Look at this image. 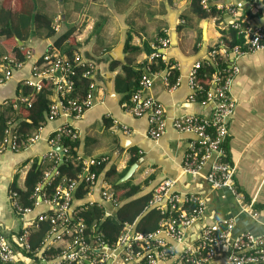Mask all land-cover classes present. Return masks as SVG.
I'll list each match as a JSON object with an SVG mask.
<instances>
[{"label":"crops","instance_id":"1","mask_svg":"<svg viewBox=\"0 0 264 264\" xmlns=\"http://www.w3.org/2000/svg\"><path fill=\"white\" fill-rule=\"evenodd\" d=\"M236 4L242 5L240 20L247 32L264 29V0L255 7L247 0H210L209 6L218 12V16L207 20L192 12V0H0V8L12 13L14 25L22 15L39 14L51 22L50 28L55 32L54 37L48 38L47 28L33 31L24 42L0 36L2 60L15 43L38 59L48 48H56L54 43L58 37L73 29L59 52L79 53L94 67L92 81L97 89L93 108L79 119H59L47 124L43 136L46 138L69 122L79 133L78 154L87 160L108 157V164L117 172L115 181L118 175L123 177L127 173L131 159L138 154L144 162L133 177L139 173L134 185L142 187L141 194L149 193L165 180L173 181L172 191L199 194L205 201L206 211L187 232L186 241L198 242L203 226L232 221L231 240L228 239L219 250L224 257L232 250L235 237L245 233L264 237V51L247 54L234 62L240 73L232 88L237 106L229 127L231 136L227 147L230 161L235 166L234 183L245 197L244 203L226 189L211 188L205 178L209 165L196 179L184 173L183 159L194 136L175 131L172 119L192 114L211 116L212 105L189 101L187 75L197 61L207 58L214 47L223 43L225 35L222 32H228L233 19L220 8ZM163 32L171 40L167 59L180 65L183 79L177 90L169 91L162 81L164 72L156 78L152 89L144 93L162 104L168 119L165 134L153 141L147 137L148 120L127 113L125 104L136 92L137 78L151 62L153 46ZM124 43L119 60L116 53ZM127 44L131 50H126ZM33 62L27 61L13 72L11 79L0 83V127L6 120L22 121L20 131H28L30 135L35 129L23 127V124L29 125L30 116L23 113L26 111H14L3 102L24 95L25 81L33 80ZM1 65L0 78L4 74ZM125 66L130 69V74L125 71ZM48 150L45 140L19 152L3 148L0 142V224L3 223L13 235L20 230L21 224L11 210L8 190L15 180L19 189L25 190L27 174L35 163L45 171L47 165L41 161ZM92 199H98L96 191ZM109 211L115 214L114 210ZM215 264H225V261L219 260Z\"/></svg>","mask_w":264,"mask_h":264},{"label":"built area","instance_id":"2","mask_svg":"<svg viewBox=\"0 0 264 264\" xmlns=\"http://www.w3.org/2000/svg\"><path fill=\"white\" fill-rule=\"evenodd\" d=\"M209 1L201 0V5L207 11L211 9ZM260 2L261 0H247L251 7ZM220 10L233 19L230 29L245 38L244 49L239 46L230 48L221 43L222 53L230 60L228 66L219 69L220 58L214 50L210 51L207 58L193 65L187 75L190 89L188 99L191 103L212 105L213 111L209 118L194 114L173 118L172 126L179 133L194 136L183 159L184 173L196 179L209 165L205 178L211 188L226 189L240 203H244L245 197L234 183L235 166L230 162L226 148L231 136L230 123L237 106L232 88L240 69L234 62L247 54L264 51V29L257 28L247 32L243 28L240 20L241 4L222 6ZM170 45V37L157 38L151 61L161 60L167 68L160 73H151L147 67L138 90L131 96L129 103L125 104L127 113L135 118L148 120L147 137L153 141H158L165 134L168 119L162 104L144 93L152 89L156 78L164 72L162 81L169 91L177 90L183 79L180 65L167 59ZM26 59V62H34L31 70L33 80L25 81V86L33 88L35 94H47L50 103L46 118L31 135L20 131L19 122L10 120L2 146L12 152H19L22 148L27 149L45 140L49 150L43 155L41 163L51 165V168L46 170L43 180L37 184L29 198L33 201L32 207H24L19 193L9 188L10 207L23 223L12 239L7 237L0 226V264H215L219 260H224L225 264H264V237L241 234L232 241V250L227 256L224 257L219 251L228 239L231 240L234 230L232 221L203 226L198 242L191 244L186 241L187 232L201 220L206 205L199 194L172 191L174 183L171 180L160 182L153 190L150 209L160 210L165 216L160 230L147 234L137 232L135 225L125 226L118 242L109 244L96 224L87 226L79 215L85 208L95 204L103 207L109 205L114 211L123 204L106 179L101 185L100 201L92 199L101 175L97 176L92 168L106 167L109 163L106 156L90 160L77 156L74 159L83 164V173L74 180L64 179L51 194H47L45 190L60 175L61 155L58 149L61 148L64 161L73 158L70 146L62 144L63 140L77 141L79 133L69 122L52 131L46 138L42 132L51 122L59 119H79L93 108L97 89L92 81L94 67L89 61H84L79 53L69 56L54 47L48 48L38 59L28 52ZM25 63L5 57L1 65L4 74L0 83L11 79L13 72ZM204 64L217 68L208 88L200 83L198 75ZM78 68L83 70L82 75L77 74ZM174 70L179 71V75L173 82ZM81 79L88 81L84 93H81L79 88ZM3 104H7L14 111L33 108V102L24 95L10 102L4 101ZM125 131L128 132L127 129ZM82 183L88 184L90 191L85 199L78 200L76 191ZM38 208L42 210L38 211ZM105 210V218L113 215L107 208ZM255 217H258V214H255ZM43 223H47L50 230L36 249H33L31 237L40 232Z\"/></svg>","mask_w":264,"mask_h":264},{"label":"trees","instance_id":"3","mask_svg":"<svg viewBox=\"0 0 264 264\" xmlns=\"http://www.w3.org/2000/svg\"><path fill=\"white\" fill-rule=\"evenodd\" d=\"M192 12L200 19L207 20L209 18L218 16V12L215 9L211 8L210 11H207L201 5V0H192ZM51 22L48 21L46 17L43 15L35 14V15H22L19 17V21L17 25H14L12 13L10 11H6L4 8H0V36H4L7 39L17 40L20 39L22 42L27 41L33 35V31L43 30L44 28L48 30V38H52L55 36L54 30H51ZM50 29V30H49ZM74 30L70 29L66 34L61 37H58L54 43V46L57 49H60L71 37ZM224 36L223 43L228 45L230 48L233 47H241L244 49V44L246 42L243 36H240L235 30L229 29L227 33L222 32ZM168 37L165 32L159 34V38ZM227 37V38H226ZM126 50H131L129 44L126 46ZM212 50L218 53L220 58L219 69L225 68L230 64V60L225 57L222 53L221 45L214 47ZM8 58L14 59L16 62L25 63L26 62V51H23L22 48L17 47L16 43L13 48H8ZM72 56L71 52L68 54ZM0 64H2V58L0 56ZM147 66L150 69L151 73H160L163 72L167 67L161 60L151 61ZM127 74H130V69L125 66L124 67ZM217 72V68L213 66H206L205 64L199 70V80L200 83L205 87L208 88L210 86V81L212 75ZM83 70L80 68L77 69V74L82 75ZM143 73H140V77L137 78V87H139V83L141 81V77ZM179 75V71H172V80L175 81V78ZM88 86V81L85 79L79 80V88L81 89V93L86 91ZM131 87V85H130ZM128 87L127 90L130 89ZM138 90V88H137ZM136 90V91H137ZM24 96L30 97L29 99L33 102V108L26 109L22 108V111L26 115L30 116L28 120V124H23L24 129L29 128L30 130L38 129L42 122H44L46 118V112L49 106V100L47 99L46 93H39L35 94L33 88L25 86L23 89ZM10 120H6L3 122V125L0 127V142L3 143L4 139L6 138V131L8 129V122ZM22 124V121H21ZM26 134L28 131H22ZM35 132V131H34ZM29 134V133H28ZM228 143V142H227ZM63 146H70L71 148V158L70 160H66L63 165L59 167V178L55 179L51 186H49L45 191L47 194H51L52 191L58 186L60 182L64 179L67 180H74L80 174L83 173L84 167L81 162H77L75 159L79 156L77 149L78 143L77 141L71 142L69 140H63ZM226 148L228 151V147L226 144ZM75 158V159H74ZM84 159V158H83ZM140 156L137 154L135 155L130 163L129 166H132L138 160ZM230 160V158H229ZM231 162V161H230ZM50 166H47V169H50ZM105 166L100 167H93L92 171H94L97 176H99ZM46 169V170H47ZM42 170L41 166H38L36 163L32 166L30 171L27 174V178L25 181V190L19 189L16 180L11 186V189L17 191L21 198V203L24 207H32L33 201H30L29 198L34 192L35 187L37 184L43 180L44 173L46 172ZM117 176V172L115 169H111L107 174V181L108 179L115 180ZM122 178V175H118V179H116V185L113 186L114 191L117 192V198L123 203L120 209L113 214L112 216L105 219V212L106 208L103 206L93 205L89 208H85V210L80 213L79 215L84 219L87 226L92 227V225L96 224L99 231H101L104 236L105 240L108 241L109 244L113 245L118 242L123 229L125 226H134L137 232L153 234L160 230L161 223L165 221V216L161 214L160 210L157 209H150L151 201L153 199V191L149 194L141 196L139 198H135L137 195L141 194L142 187L138 185H134L131 180L122 184L117 185V182ZM154 190V189H153ZM90 188L88 184L82 183L77 191H76V198L78 200H83L89 193ZM135 198V199H134ZM50 230V226L47 223H43L42 229L40 232L34 234L31 237V246L33 249L40 244V242L44 239L47 232Z\"/></svg>","mask_w":264,"mask_h":264},{"label":"water","instance_id":"4","mask_svg":"<svg viewBox=\"0 0 264 264\" xmlns=\"http://www.w3.org/2000/svg\"><path fill=\"white\" fill-rule=\"evenodd\" d=\"M18 42L21 43L19 40H18ZM124 45H125V43H124V44H121L120 47H119V49H118V52L116 53L118 59H119V54H120V52H121V49L124 47ZM119 60H121V59H119ZM19 124H20V123H19ZM60 149H61V148L58 149V151H59V153H60V155H61V160H60V163H59V167H60L61 165H63L64 162H65V161H64V154H63V152H62ZM143 162H144V160L141 158V159L138 160V162H136L135 164H133V165L129 168V170L127 171V173H126V174H125V175H124V176H123V177L117 182V185H122V184H124V183L130 181V180L133 178L134 174L138 171L139 167L143 164ZM110 170H111V164H107V166L104 168L103 172L101 173V175H100V177H99V179H98L97 186H96V188H95V191H96V193H97V198H98V199H95V200H97V201H100L101 185H102L103 182L105 181V179H106V177H107V174H108V172H109ZM154 188H155V187H154ZM154 188H152V189L149 191V193L152 192ZM149 193H142V194H139V195H137L135 198H139V197L144 196V195L149 194ZM135 198H134V199H135ZM105 207H106L108 210L110 209L109 205H105ZM119 209H120V208H119ZM119 209H118V210H119ZM152 209H154V208H151V210H152ZM37 210H38V211H41L42 208H38ZM118 210H117V211H118ZM38 211H37V212H38ZM117 211H114V212L116 213ZM37 212H36V213H37ZM105 219H107V217H106Z\"/></svg>","mask_w":264,"mask_h":264},{"label":"rangeland","instance_id":"5","mask_svg":"<svg viewBox=\"0 0 264 264\" xmlns=\"http://www.w3.org/2000/svg\"><path fill=\"white\" fill-rule=\"evenodd\" d=\"M20 125H21V123H20ZM138 174H139V173H137V174L135 175V177H133V178L131 179V182H132L133 184H135L134 182L136 181V178H137ZM235 174H236V172H235ZM106 182H107V180H106ZM234 182H235V181H234ZM107 183L110 184L112 188H114L113 186L116 185V181L113 180V179H108V182H107ZM113 190H114V189H113ZM262 191H264V189H263ZM11 210H12V208H11ZM11 210H10V212H11ZM12 212H13V211H12ZM12 212H11V213H12ZM13 213H14V212H13ZM13 213H12V215H13ZM19 220H20V224H22L23 221H22L21 219H19ZM0 226H1V228L4 230V232H5V234L7 235V237H9L10 239H12V238H13V234L9 233V231H8L7 228H6V226H5L3 223H1Z\"/></svg>","mask_w":264,"mask_h":264}]
</instances>
